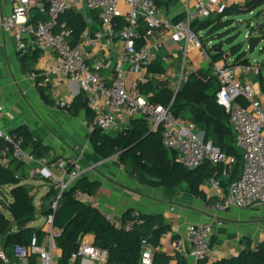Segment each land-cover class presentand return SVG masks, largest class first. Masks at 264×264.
Segmentation results:
<instances>
[{
	"label": "built area",
	"instance_id": "1",
	"mask_svg": "<svg viewBox=\"0 0 264 264\" xmlns=\"http://www.w3.org/2000/svg\"><path fill=\"white\" fill-rule=\"evenodd\" d=\"M221 1L187 0L183 18L173 22L154 0H11L10 14L0 15V29L12 36L20 56L37 51L38 60H46L44 67L29 74L30 80L41 76L45 84L56 77L65 84L76 83L79 93L84 92L86 103L94 112L88 131L96 128L103 133L114 132L123 130L131 119H143L150 130H160L162 145L174 153L175 162L188 170L207 162L218 168L220 177L225 179L236 165L237 157L220 150L210 140L204 141L202 131L193 121L170 110L188 76L208 69L216 83L215 102L228 116L241 162L238 178L226 189L218 178L207 180L221 199L206 208L221 213L230 207L264 204V106L256 100L250 79L258 76L259 64L235 61L225 55L212 62L200 35L191 29L195 21H202L215 11L221 12L225 7ZM70 9L82 16L90 10L100 12L101 27L90 30L86 26L76 45L69 41L71 31L58 23V17ZM35 12L48 18L32 23ZM115 41H118L116 48ZM193 55L199 58L197 64L193 62ZM156 61L164 67V73L154 77H163L173 93L168 106L152 103L138 87L152 77L148 66ZM72 99V96L64 97L62 106L68 109ZM4 111L5 106L0 104V166L15 160L31 176L46 177L57 191L52 204L55 210L61 193L93 170L94 165L83 162V151L76 148L73 156L54 159L58 171L53 172L49 168L53 156L32 155L23 147L21 136L2 126ZM72 197L102 212V202L95 194L74 189ZM104 214L125 231H132L144 222L138 210H132L123 223H116L110 214ZM43 229L41 240L33 235L28 245L13 247L18 262L10 264H19L32 255L36 256V264H56L53 251L58 231L52 226V214L45 216ZM212 231L210 222L186 226L189 255L196 263L212 256ZM81 258L106 264L107 252L81 241L69 262ZM3 262L7 259L0 243V264ZM137 264H153V248L146 239L141 240Z\"/></svg>",
	"mask_w": 264,
	"mask_h": 264
},
{
	"label": "trees",
	"instance_id": "2",
	"mask_svg": "<svg viewBox=\"0 0 264 264\" xmlns=\"http://www.w3.org/2000/svg\"><path fill=\"white\" fill-rule=\"evenodd\" d=\"M154 1L162 7V5L167 6L175 0ZM262 5H264V0H245L244 5H231L226 7L225 12L227 16H234L251 12ZM99 14V11L90 10L87 12V19L92 18L96 24H99ZM222 15V11H215L208 18L195 21L191 25V29L197 35L199 32H205L209 25L220 19ZM183 16L182 14L175 17L173 22L180 21ZM47 18L45 14L35 12L32 23L44 21ZM85 19L72 9L58 17V23L63 24L65 29L71 31L69 41L72 45H76L80 41V35L87 25ZM199 38L203 42L201 35ZM203 46L212 62L221 60L226 54L222 49L218 50V45L209 47L203 43ZM38 58L37 51L21 56L20 73L29 74L36 71L34 66ZM234 60L249 63L246 57L234 58ZM148 71L152 72V77L146 82L140 83L139 90L147 95L152 103L168 106L173 98V93L165 83L154 77V74L164 73V67L156 61L148 66ZM205 74H209L208 69L205 72H196L188 76L175 95L170 110L177 116L187 117L190 115L198 124L199 129L205 133L204 141L210 140L220 150L237 157V163L227 178L222 179L218 168L211 167L207 162L192 170L182 167L175 162L174 153L162 145L160 130L150 132L143 119H131L126 129L109 132L115 133L112 136L96 128L89 131L88 140L94 155L101 159L117 155L118 161L141 185L176 188L185 184L192 195L204 197L201 187L209 178H218L221 186L226 189L240 174V155L235 149V134L228 116L215 102L216 83L213 80L214 91L212 94H208L206 91L210 89V84L204 81ZM256 78L259 79L260 87L264 90V60L259 64V74ZM33 82L41 100L52 105L48 85L43 84V78L36 76ZM67 110L72 116H77L79 112L83 111L86 126L93 121L94 112L87 105L82 91L72 99ZM11 131L23 138V147L29 149L32 155L46 156L49 147L40 138L35 137L26 124L18 125ZM58 157L54 155L52 160ZM22 167V163L15 160H11L6 166H0V186H8L10 189V201L3 202V210L6 214L0 210V243L7 259V262H3V264L18 262L13 252L15 245H28L33 235H37L39 240L42 239L43 227L31 225L38 215L44 217L49 214L53 215L52 224L58 231L54 240L55 247L61 250L56 264H72L69 262L70 255L77 249V239L83 234H93V245L106 250V264H137L140 257V244L143 239L151 242L154 246L158 245L160 233L166 228L161 214L141 213L144 222L136 225L132 231H125L108 220L103 212L72 197L74 189L92 194L97 192L99 183L91 182L85 177L79 178L70 191H64L60 195L55 210L52 209V204L56 200L57 191L50 185L49 191L41 197V209L37 211L32 203L34 196L31 193V185L24 182L25 178L17 175ZM130 213L131 211L124 216L122 223L129 219ZM168 260L167 256L156 253L153 255V264H167ZM178 264H186V260L180 257ZM197 264H206V261L200 260ZM212 264H264V241L251 249L250 241L247 239L245 248L236 256L219 259Z\"/></svg>",
	"mask_w": 264,
	"mask_h": 264
},
{
	"label": "crops",
	"instance_id": "3",
	"mask_svg": "<svg viewBox=\"0 0 264 264\" xmlns=\"http://www.w3.org/2000/svg\"><path fill=\"white\" fill-rule=\"evenodd\" d=\"M186 1L175 0L167 6L162 5V7L167 16L173 20L184 13ZM221 2L225 7L231 5L242 6L245 0H222ZM11 6V0H0V15L8 16L11 12ZM85 13L87 14V12ZM85 20L86 26L90 30L101 27V21L96 24L92 18H86ZM203 32H199V34L203 38L204 45L213 44L214 40L205 41V32ZM116 46H118V41H115L114 48ZM20 57L12 36L0 29V104L5 106L2 126L6 130H11L18 125L26 124L32 134L40 138L49 147L46 153L48 157L54 155L59 156V158L73 156L76 148L81 149L83 151L82 161L94 165V169L82 177L91 182L96 181L99 183L95 195L102 202V212L110 214L114 222H122L124 216L132 210H138L148 215L161 214L166 228L160 233L157 246L148 241L153 248V255L156 253L167 256L169 259L167 264H178L180 257L186 260V264H197L189 255L190 246L186 233V226L196 222H210L213 227L211 244L214 251L212 256L205 260L206 264L236 256L245 248V240L247 239L250 241L251 249L264 241V204L241 208V212H239L241 217L250 220L254 218V227L252 229L249 226L248 229L242 228L236 231L234 228L226 226L225 219L232 218L233 214L236 215L239 211L238 208L230 207L227 209L233 210L232 213H230L231 211L227 212V210L215 213L206 208V205H214L221 199L219 193L213 190L208 182H205L201 187L204 197L192 195L185 184L176 188L141 185L126 171L117 158L101 159L94 155L88 140L84 112L81 111L77 116H72L68 112L58 109L56 104L44 103L36 87L33 92L30 84L25 79L17 77V74H19L23 76H21L22 78L27 76L29 79L30 74L20 73ZM192 57L193 62L197 64L198 56L195 55V59L194 55ZM45 65L46 60H38L34 69H39ZM251 81L254 85L256 100L264 106V93L260 91L261 87L255 81V78H251ZM45 85H48L51 98L59 95L61 100L68 96H72L74 99L79 95L78 86L74 82L65 84L60 82L58 78L53 77ZM27 91L30 98L24 96ZM128 125L129 123H126L125 126L122 125L124 126L122 129H126ZM119 130L121 129L117 131ZM49 168L55 173L58 171L54 160L50 162ZM40 180L42 185H46L48 192L50 182L46 177H42ZM209 200L211 201L209 202ZM38 216L37 218L44 217L42 215ZM216 220H220L222 224H218ZM31 225L39 227L40 224L31 223ZM41 226H44V222ZM93 240V234H83L78 237L77 244L81 241L93 244ZM60 255L61 250L55 248L53 257L56 261ZM36 262V256L32 255L20 260L19 264H36ZM73 263L97 264L91 258H81Z\"/></svg>",
	"mask_w": 264,
	"mask_h": 264
},
{
	"label": "rangeland",
	"instance_id": "4",
	"mask_svg": "<svg viewBox=\"0 0 264 264\" xmlns=\"http://www.w3.org/2000/svg\"><path fill=\"white\" fill-rule=\"evenodd\" d=\"M264 9V5H262ZM262 8H255L251 12H245V13H240L235 16H228L226 15L225 9L226 7H223L222 13L223 15L220 17V19L215 20L212 22L208 29L205 30V41L208 40H214L215 42L213 44H209L208 46L211 47L212 45H218V47H221L223 52H225V57H229L231 59H242V58H247L249 62L251 63H258L262 62L264 60V39L262 42L254 49L252 53H248L247 51V40H246V35L250 33V35H255L257 32V26L259 23L264 22V10L262 11ZM83 17L87 18V14L83 12ZM233 18V19H232ZM195 59V56H194ZM203 70H198V73H202ZM22 75L17 74V77L19 79H25L27 81L31 88H35V84L32 80H29L27 76L24 78L21 77ZM255 78V81L258 82V85L260 86L259 79L256 78L255 76H251L250 79ZM159 80L163 83L164 79L163 77H159ZM204 81L210 84V89L207 90L206 92L208 94L213 93L214 89V84H213V79L211 78L210 74H205ZM264 86V85H263ZM260 88V87H259ZM52 89V88H51ZM260 90V89H259ZM264 93V90H260ZM25 97L30 98V94L27 91V94ZM49 97L51 98L52 96L49 94ZM61 97L59 95L55 96L52 99V104H56L58 109L64 110L68 112V110L62 106L61 104ZM69 113V112H68ZM189 119L193 121L197 127L199 128L198 124L195 122V120L188 115ZM87 133L89 131L87 130ZM115 133H107V135H114ZM89 163V162H86ZM17 175L20 177L25 178L24 182L31 185V193L33 194V205L35 206V209L39 211L41 209V196H43L47 192V187L46 185H42L40 177H33L31 176L27 169L25 167L21 168L18 172ZM130 176V175H129ZM9 187L8 186H0V210L4 212L3 210V202H9L10 201V194H9ZM49 191V190H48ZM250 208V207H249ZM239 211L236 215L233 214L232 218L230 219H225L226 220V226L229 228H234L236 231L240 229H248L249 226L253 229L254 227V218L252 220L248 218L241 217L240 213L241 208H238ZM231 211L232 213L233 210L229 209L227 212ZM6 214V212H4ZM262 213V210H261ZM39 217V216H38ZM44 217L42 218H37L35 221L31 222L32 224H40L39 227L43 224L44 222ZM258 220V219H257ZM38 221V222H36ZM263 221V220H262ZM249 222V223H248Z\"/></svg>",
	"mask_w": 264,
	"mask_h": 264
},
{
	"label": "water",
	"instance_id": "5",
	"mask_svg": "<svg viewBox=\"0 0 264 264\" xmlns=\"http://www.w3.org/2000/svg\"><path fill=\"white\" fill-rule=\"evenodd\" d=\"M262 11L264 9H261ZM257 32L255 35H249L246 40H247V51L248 53H252L254 51V49L262 42V40L264 39V22L259 23L257 26ZM218 50H221V47H218ZM158 129H151L150 132H157ZM205 133L203 132V138H204ZM75 185V184H74ZM74 185H72L70 188H68L66 191H70ZM63 193V192H62ZM61 193V194H62ZM52 219H53V215H52ZM53 226V224H52Z\"/></svg>",
	"mask_w": 264,
	"mask_h": 264
}]
</instances>
